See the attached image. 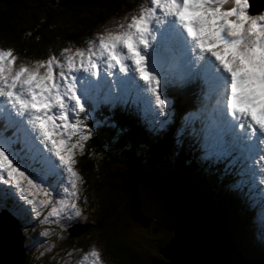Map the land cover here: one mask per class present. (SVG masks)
I'll return each instance as SVG.
<instances>
[{
	"label": "snow or ice",
	"instance_id": "6c2138e0",
	"mask_svg": "<svg viewBox=\"0 0 264 264\" xmlns=\"http://www.w3.org/2000/svg\"><path fill=\"white\" fill-rule=\"evenodd\" d=\"M249 8V0H149L127 24L97 34L87 50L64 48L63 59L53 54L17 65L15 51L0 48V115L18 117L12 123H20L17 132L24 133L22 147L15 149L17 133L13 139L4 134L7 125L0 130V182L18 190L37 215L52 205L45 220L69 211L80 216L83 180L76 152L83 154L90 132L78 117L91 115L90 93L101 89L108 74L101 83L94 78L101 77V64L118 69L126 77L122 84L151 92V103L163 113L157 34L161 45L170 43L179 52L182 78L201 79L206 98L215 97L213 110L236 146L251 153L254 139L264 145V13L250 14ZM48 177L65 194L56 203ZM38 193L46 199L38 201ZM80 264H102L100 251L92 248Z\"/></svg>",
	"mask_w": 264,
	"mask_h": 264
},
{
	"label": "trees",
	"instance_id": "16d2710c",
	"mask_svg": "<svg viewBox=\"0 0 264 264\" xmlns=\"http://www.w3.org/2000/svg\"><path fill=\"white\" fill-rule=\"evenodd\" d=\"M139 2L140 0H21L18 3L0 1V45H2L1 40H4L7 41L9 48H14L19 54L18 65L20 63H32L35 60L47 59L53 54L63 59L61 53L64 48L78 49L71 45L68 46L64 42L65 39L72 40L74 45L79 46V49L86 50L87 47L84 43L96 39L95 29L98 23L104 22L106 24L114 19L125 17L124 15L127 12H134ZM252 10L250 11L255 12ZM260 10L261 8L258 11ZM8 41L10 42L8 43ZM182 99V105L179 95L172 101V105H175L177 111H182L192 105L191 97L188 93ZM176 105L178 106L176 107ZM122 108L133 110L129 107ZM102 114L108 115V117L112 118V121H109V125L99 130L94 125H91L89 129L90 139L85 144L86 146L91 142L95 152L94 157L96 161L98 159V162L96 164L86 158L84 159L85 162H79V156L83 155V153L78 156L76 167L78 166L77 169L81 175L83 170L88 171L91 175L89 177L82 176L83 181H88L85 186L84 182L82 183V188L86 187L88 189L91 198L99 206L97 218L92 219L93 223H91L83 236L98 235L99 241L105 242L104 247H107L105 249L107 255H110V259L119 258L120 264H132L128 262L120 244L122 241L129 240L136 242L137 246H139V238L147 239L146 245L155 247L150 254L152 259L158 252V247H165V245L169 244L170 239L174 237L172 227L165 224L167 217L171 219V213L166 211L168 214L165 215L164 213L166 200L160 196L150 177L146 176L138 183L131 185L125 193L121 191L119 187L121 180L118 177L113 178L114 175L118 174L111 171V169L116 163L121 164L122 161L126 160L140 164L139 168L142 165L146 166L148 174L152 173L157 176L158 172H160L166 177H172L177 181H186L197 186L199 190H203L205 204L219 206L224 211V214L227 215L225 216L227 226L234 230L231 237L232 241L240 253L251 251L246 249V245L238 237L245 231L244 223H247L246 232L247 229H251V232L247 233V238L252 241L261 239L262 247H264V239L259 238L258 225L256 226L252 221L257 209L256 205L252 208L249 202L245 205L242 204V202L250 201L255 197L259 190L255 189V192H237L236 189L232 188L233 178L231 179L230 188L227 189L224 185L226 180L223 179L222 181L216 177V173L222 170L221 165L217 166V171H215L214 169H207L204 167L205 163L200 162L206 172L205 176L202 172L196 170L187 157L184 155L178 156L184 150H189L199 156L197 145L194 151L189 146L178 148L179 144L176 146L175 142L171 145V137L174 141H177L178 122L180 129L185 134H190L186 129V123L179 121L181 114L175 117L172 124L166 123L163 129L161 128L162 126L154 128L152 132H156L157 128L164 131V133L156 135H150L146 132V127L136 116L126 115L129 113H121L120 111L108 113L103 111ZM115 124L120 130L116 134L113 128ZM103 133H105V136H102ZM107 137L111 139L109 140ZM194 144L197 143L194 142ZM77 152L79 153V150ZM110 154L113 155L112 159L109 157ZM112 163L115 164L112 165ZM124 165L122 168H124ZM92 175L96 176L92 177ZM113 184L114 186H112ZM134 192H142L146 199L155 201V204L160 203L159 208L163 210V214L161 218H158L159 220L155 219L150 208H147L146 212H144V210L135 206L132 199L128 203L125 202L126 197ZM82 195L83 193L80 195V201H84ZM120 204L130 205L129 210L135 207L132 210L133 213L129 215L130 221L121 219L122 216H115L117 214L122 215V213L115 210ZM244 209L246 210L244 211ZM132 215H134L135 219H133ZM243 216L244 218H242ZM140 217L149 219V226L142 225V221L139 220ZM61 226L65 229V226ZM132 230L137 235H128V232ZM115 232H120L124 236L116 246H112L111 237L116 234ZM262 247L259 246L262 254H264ZM255 252L257 253V251ZM248 256L253 258L249 254ZM134 257L136 256L133 255L132 258ZM260 258L263 257L260 256ZM166 261L169 262L168 259ZM28 263L29 261L25 262V264Z\"/></svg>",
	"mask_w": 264,
	"mask_h": 264
},
{
	"label": "rangeland",
	"instance_id": "374dc122",
	"mask_svg": "<svg viewBox=\"0 0 264 264\" xmlns=\"http://www.w3.org/2000/svg\"><path fill=\"white\" fill-rule=\"evenodd\" d=\"M9 1H13L15 3H18L21 0H9ZM30 1H32V0H30ZM144 1H146V0H144ZM144 1L140 0L141 5L142 4L145 5ZM251 4H252V6H251ZM100 7H101V5H100ZM262 7H264V0H252V2H250V10L253 9L254 11H258ZM132 14H138V12L137 13L133 12V13L129 14L127 16V19H125V17H122L120 19H116L115 24L117 26L119 23L127 24L128 22H130ZM111 26H112V23L108 24V22L106 24L104 22L98 23V25L95 29V31H96L95 37H97V34L103 33L105 31L106 27L108 29H110ZM1 41H2V45H0V48H5V49L9 48V46L7 45V41H4V40H1ZM9 42L10 41H8V43ZM64 42L66 44H68V46L71 45V46H74L75 48H79V46L74 45L73 41L70 39H65ZM39 43H41V42H39ZM84 44L86 45V47L90 46L89 41H86ZM71 49L73 51H75L73 48H71ZM18 63H19V60L17 61V65H18ZM24 64H31V63H24ZM181 100H183L182 97H180V103H181ZM181 105H182V103H181ZM177 106L178 105H176V107ZM185 110H186V108L180 112H183ZM185 123H186V129L189 131L188 122H185ZM110 125H112V124L110 123ZM113 128L115 130V134L117 132H120V130L118 129L116 124L113 125ZM161 128L163 129V127H161ZM189 128H194V125H189ZM162 129L157 128L156 132H151L149 134L150 135L162 134V133H164V131H162ZM189 133L194 135L195 139L199 138L198 134H194L193 132H189ZM102 136H105V133H103ZM107 138L109 140L111 139L109 137H107ZM112 138H113V136H112ZM174 142L175 141L171 137V145H173ZM186 146L191 147L193 150V147H192V144L190 143V141L187 142ZM186 146H184V147H186ZM83 153H84L83 155L79 156V162H81V163L85 162L84 159L86 158L87 160L94 161V163L97 164L98 159L96 161V158L94 157L95 152L93 150V146L91 145V142L84 147ZM181 155H184L185 157H187V159H189V161L196 168V170L202 172L206 176V172L204 171L202 165L198 161L199 156H197L193 152H190L189 150H184L181 152V154H178V156H181ZM112 156L113 155H111V154L109 155V157H111V159H112ZM77 157H78V155H76V158ZM77 161H78V159H77ZM124 162H125V165H124ZM94 163H93V165H94ZM113 164H115V163H112V165ZM123 165H124V168H122ZM207 165H208V163H205L204 167H206L208 169L209 167ZM136 166L140 167V164H138L134 161L126 160V161H122L121 164L116 163V165L113 166V169H111V168L110 169H111V171H114L115 173L120 175L121 173L128 171L132 167L136 168ZM77 168H78V166H77ZM139 169L141 171H143L145 175H149L146 166L142 165V167ZM222 170H224V171H222ZM222 170L216 173V177L222 181H223V179H225L226 183H224V185L227 189H229L230 185H231V179L234 177V175L228 174L225 169H222ZM77 171H78V169H77ZM79 174L81 177L82 176L83 177L91 176L89 174V172L85 171V170L82 171V175L80 172H79ZM118 175H114L113 178L119 177ZM95 176L96 175H92V177H95ZM156 179L158 180L159 178L156 177ZM82 180H83V178H82ZM151 180H152V178H151ZM178 181L183 182L181 180H178ZM83 182H84L83 183L84 186L86 185V183H88V181H83ZM152 182H153V180H152ZM183 183L187 184L188 182L184 181ZM153 184L155 187H157L154 182H153ZM132 185H134V184H132ZM112 186H114V184ZM119 187L121 189V185H119ZM162 187L165 188V184H162ZM55 189H56V192H54L53 196H52L53 203H56L60 199V196L63 195L59 191V186H56ZM82 193H83L82 199L84 201H81L82 204H80V203L77 204L81 210V213H82L80 216H75L73 213L68 212V213H66L67 217H64L63 215H65V213H62L59 220H57L56 217H49L48 220H45V216H47V213L51 210L52 205H49L47 208L41 209L42 214L37 215L32 210V205H29L22 198V195H18L21 197V198H19L17 196H14L16 194H13L12 192H5L3 187L0 188V209L1 210L5 209V211L9 217L14 215L15 218L13 219V221L16 224H18L19 228H21L19 233H17L21 238L20 242H18L17 236H10V237L14 238V241L12 243V250L14 251V253H16L17 257L18 256L21 257L20 260L18 261V264H25L26 261H29L28 264H80V261L82 260L83 256L85 254H87L88 252H90V250L92 248L99 250L100 253H102V251H103V256H104L103 259L105 260L104 264H119V258H111V261H110V255L109 254L107 255L106 249H105L107 247H104L105 242L99 241L98 235L90 234L91 237H86L84 241H83V239L81 241H79V240H70V238H67L70 234L75 236V234H80L83 231H87L88 227L91 225V223H93L92 219L97 218V215L99 212V206L95 204L94 200L91 198L89 191L86 187L83 188L81 193L79 192V197ZM199 193L205 197L203 190H199ZM6 195H9V199H7V200H5ZM91 195H95V194H91ZM12 197L15 198L16 200H14ZM36 199L39 201V200L46 199V198L42 194L38 193ZM130 199H132V202L135 203V206L137 208L144 210V212H146L147 208H150L152 210V213H153L156 220H159L158 218H161V215L163 214V210H161L159 208V205H160L159 202L155 204V201H153V200L150 201L149 199H146L145 195L142 194V192H134V193L128 195L126 197L125 202L128 203L130 201ZM248 202L250 203V206L252 208L255 205L257 207V209L255 211V216H253L252 221L256 224V226L258 225L259 238L264 239V193L258 194L256 197H253ZM248 202L247 201L242 202V204L245 205ZM217 207H219V206H217ZM129 209H130V205L127 206L125 204H120L115 208V210L122 213V215H120V214H117V215L112 214V215H115V216L119 215L118 217H121V216L123 217V218L121 217V219H123V220L126 219V221H130L129 215L133 213L132 210H134L135 207H132L131 210H129ZM120 210H122V211H120ZM245 210L246 209H244V211ZM248 212H250V211L248 210ZM164 213H165V215L168 214L165 212V210H164ZM223 213H224V211H223ZM251 214H253V213L251 212ZM69 216L71 218H68ZM132 217H133V219H135L134 215H132ZM145 218L140 217L139 220L143 221V223H145L146 222ZM171 218L173 219L174 215L171 214ZM242 218H244V216ZM166 219H169V218L167 217ZM61 221H64L67 223V224L63 225V226H65V229H63L62 226L59 225V223ZM10 222H11V220H10ZM126 223H128V222H126ZM246 224L247 223H244L245 231L243 233H241L238 237L246 245V249H250L252 252L251 251L244 252L243 254L248 258H249L248 254L251 255L253 258H250V259L261 260L264 262V259H263L264 254H262V252L259 248V246L262 247L261 239H258L256 241L254 239V241H252L249 238H247V233H250L251 229L250 228L247 229V232H246ZM67 225H69L71 228H69V229L66 228ZM227 228H228L229 233L232 237V233H234V230L230 229V227H228V226H227ZM12 229H13V227L10 225H5L4 227H2V230L8 231V230H12ZM45 232H48L49 235H47V236L43 235V233H45ZM174 232H175V230H174ZM115 233L116 234L111 237L112 246H116L123 239V236H124L120 232H115ZM134 234L137 235V233H134ZM77 238L78 237H76L75 239H77ZM139 241H140L139 247L144 248V245L147 243L148 240L145 238L144 239L139 238ZM133 243H134V245H138L136 242H133ZM1 247H2V245L0 244V250L4 254L5 249L1 248ZM262 248L264 249V247H262ZM255 251H257V253L263 258H260V256ZM140 252H144V250H141ZM69 253H71V255H69ZM75 253H76V256H75ZM141 254H142V256L146 257V255H144V253H141ZM0 257L4 258L2 256H0ZM79 257H80V260H79V262H77ZM162 257L165 259L163 254H162ZM1 258H0V261L2 262L3 259H1ZM163 263H167V261H164Z\"/></svg>",
	"mask_w": 264,
	"mask_h": 264
},
{
	"label": "water",
	"instance_id": "95a60500",
	"mask_svg": "<svg viewBox=\"0 0 264 264\" xmlns=\"http://www.w3.org/2000/svg\"><path fill=\"white\" fill-rule=\"evenodd\" d=\"M146 176L152 178L160 196L166 200L165 211L174 214V218L166 219L165 224L175 230L169 244L158 247L169 262L154 259L150 264H264L245 258L236 249L223 211L217 206L205 204L191 185L160 172L157 180L156 175H145L138 167H132L118 177L121 179V191L125 193L133 183ZM161 183L165 184V188ZM2 262L4 264L5 258Z\"/></svg>",
	"mask_w": 264,
	"mask_h": 264
},
{
	"label": "bare ground",
	"instance_id": "6f19581e",
	"mask_svg": "<svg viewBox=\"0 0 264 264\" xmlns=\"http://www.w3.org/2000/svg\"><path fill=\"white\" fill-rule=\"evenodd\" d=\"M4 3H8V2H11L9 0H0ZM250 2H252V0H249ZM252 6V4H251ZM219 166V165H218ZM137 167V166H136ZM139 168V167H138ZM226 170V169H225ZM158 177V175L156 176ZM139 182V181H138ZM138 182H135V183H138ZM133 183V184H135ZM162 184L164 183H161V186ZM188 185H191L192 187H194L198 193V195L201 197V199L203 200V202L205 203L204 201V198L203 196H201V194L199 193V189L197 188V186H194L192 184H189L187 183ZM168 213H171V211H166ZM174 215V214H172ZM224 216H227L224 214ZM14 217H9L5 210H1L0 211V244L2 245L1 248H4L5 251H4V254L1 252L0 250V256L4 257L5 258V262L4 264H15L17 262L18 259H20L21 257H17L16 256V253H14V251L12 250V243L14 241V238L10 237V236H17V239H18V242H20V236L17 234L19 233V231L21 230V228L18 227V224H16L14 221H13ZM172 219V218H171ZM11 220V222H10ZM225 220L227 221L226 217H225ZM5 225H10L13 227L12 230H2V227H4ZM231 226V225H230ZM11 228V227H10ZM7 229V228H6ZM232 233V232H231ZM9 237V238H8ZM234 237V235H233ZM16 238V237H15ZM19 244V243H18ZM242 252V251H241ZM162 254V253H161ZM245 258H247L243 253H241ZM1 258V257H0ZM2 258V259H4ZM165 259H168V258H165ZM250 259V258H248ZM169 260V259H168ZM252 260H255V259H252ZM261 261V260H259ZM263 262V261H261ZM3 263V262H2ZM1 261H0V264H2ZM264 263V262H263Z\"/></svg>",
	"mask_w": 264,
	"mask_h": 264
},
{
	"label": "flooded vegetation",
	"instance_id": "af4514ba",
	"mask_svg": "<svg viewBox=\"0 0 264 264\" xmlns=\"http://www.w3.org/2000/svg\"><path fill=\"white\" fill-rule=\"evenodd\" d=\"M82 204L81 201L79 200L78 204ZM165 218V217H164ZM146 222L143 223L142 221V225L144 226H149L150 224V220L149 219H146L145 220ZM66 228H71L69 225L66 226ZM86 231H83L82 233L80 234H75L74 235H69L67 238H70V240H79L81 241L83 239V241L85 240L86 237H84V233ZM134 234V231H130L128 232V235H133ZM76 237H78L77 239H75ZM87 237H91V235H88ZM121 249L123 250L124 252V255L126 256L128 262H131L132 264H150L151 263V260H154L157 258V260H160L161 262L163 261H166L163 257H162V254L158 251L154 256L153 258L151 259L150 257V254L152 252V250L155 248L154 246L152 245H146L144 246V248H140L139 246L137 245H134L132 241H129V240H126V241H122L121 242ZM141 250H144V252H140ZM141 253H144V255H146V257L142 256ZM135 255L136 257L132 258V256ZM101 258L103 260L104 256H103V251L101 253ZM111 261V259H110ZM120 264V263H119Z\"/></svg>",
	"mask_w": 264,
	"mask_h": 264
},
{
	"label": "clouds",
	"instance_id": "9594fccd",
	"mask_svg": "<svg viewBox=\"0 0 264 264\" xmlns=\"http://www.w3.org/2000/svg\"><path fill=\"white\" fill-rule=\"evenodd\" d=\"M144 4H145V5H148V4H149V0L144 1ZM140 5H141V2H139V3L136 5L134 12H137V11L139 10V6H140ZM131 13H133V12L129 11V12H127L126 15H124V16L127 17V16H128L129 14H131ZM110 23H112V26H114V25H115V20L108 22V24H110Z\"/></svg>",
	"mask_w": 264,
	"mask_h": 264
}]
</instances>
